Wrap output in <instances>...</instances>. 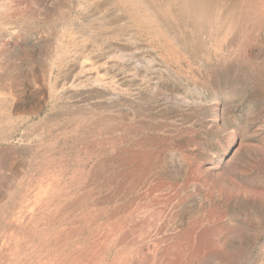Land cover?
Here are the masks:
<instances>
[{"label": "rangeland", "instance_id": "obj_1", "mask_svg": "<svg viewBox=\"0 0 264 264\" xmlns=\"http://www.w3.org/2000/svg\"><path fill=\"white\" fill-rule=\"evenodd\" d=\"M144 1L0 0V264H264V0Z\"/></svg>", "mask_w": 264, "mask_h": 264}, {"label": "bare ground", "instance_id": "obj_2", "mask_svg": "<svg viewBox=\"0 0 264 264\" xmlns=\"http://www.w3.org/2000/svg\"><path fill=\"white\" fill-rule=\"evenodd\" d=\"M116 1L124 5L125 9L128 8V10L131 11V14L138 15L134 17H136L135 20L137 21V24L139 26H143V27L145 26L149 30L157 29V31H161L160 33H162L163 29L160 30L162 26L160 24L159 17L155 13H152V9L149 6H146L147 12L149 14L151 13L150 16L145 15V13L141 12L140 10L139 4L141 3L146 4L147 2H145L144 0H116ZM241 1L243 2L242 5H241ZM228 2L231 3H229L226 6L225 3ZM237 2L239 4H237ZM171 6L172 7L178 6L181 18L183 20H185L187 17H191V19H193L194 22L206 21L211 24H216L219 25V27H221V31H224L227 35H231L233 33L235 34V37L242 36L246 25L245 19H247L246 10L248 8H253L252 5H250L248 2L244 0H171ZM167 16L171 17L169 14ZM74 32L78 33V30H74ZM179 44L180 42L178 41H172L170 47L173 49L177 48L181 50ZM108 57L110 58V56ZM60 65L61 66L63 65L62 61L60 62ZM100 95H101L100 97H104L106 96V93L101 90ZM105 118L106 117H99L92 122L90 121L85 122L84 127L85 130H87L85 131V134L90 132L91 130L93 131L100 128L103 124L106 123V121H104ZM110 120L111 119L108 118L107 121ZM106 127L108 129L111 128L109 124Z\"/></svg>", "mask_w": 264, "mask_h": 264}]
</instances>
